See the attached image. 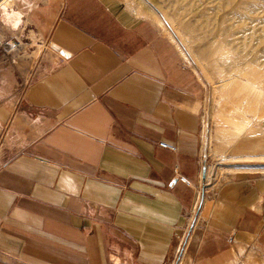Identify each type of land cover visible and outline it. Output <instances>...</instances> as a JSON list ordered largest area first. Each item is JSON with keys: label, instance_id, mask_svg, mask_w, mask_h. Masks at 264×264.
Instances as JSON below:
<instances>
[{"label": "crops", "instance_id": "1", "mask_svg": "<svg viewBox=\"0 0 264 264\" xmlns=\"http://www.w3.org/2000/svg\"><path fill=\"white\" fill-rule=\"evenodd\" d=\"M6 10L41 51L0 94V264H236L264 249V161L204 180L206 88L152 20L121 0ZM228 125L236 143L250 123Z\"/></svg>", "mask_w": 264, "mask_h": 264}, {"label": "rangeland", "instance_id": "2", "mask_svg": "<svg viewBox=\"0 0 264 264\" xmlns=\"http://www.w3.org/2000/svg\"><path fill=\"white\" fill-rule=\"evenodd\" d=\"M121 1L129 13L152 20L160 31L158 17L171 18L177 32L173 42L183 55L180 56L185 65L206 88L204 113L208 163L204 170H209L207 180L218 182L237 171L247 170L233 166L264 161V156L242 158L264 153V143H257L259 139L264 142V0ZM11 14L0 7V37H4V46L0 47V94L9 89L11 80L20 83L24 78L27 81L29 70L39 56L35 52L32 54L26 40L19 39L20 32L7 27L5 19ZM12 16L17 17L19 24L20 15ZM8 32L11 37H18L20 44L7 39ZM10 41L15 47L20 45L17 48L20 54L8 49ZM201 66L213 79V85H209L202 75ZM246 121L250 125L239 140L236 143L229 141L226 137L230 131L228 123ZM217 145L222 156L215 154ZM252 170L264 173V168ZM217 171H221L218 176ZM260 209L264 219V197ZM238 253L240 259L236 264H249L250 261L264 264V249H249L243 253L239 249Z\"/></svg>", "mask_w": 264, "mask_h": 264}, {"label": "bare ground", "instance_id": "3", "mask_svg": "<svg viewBox=\"0 0 264 264\" xmlns=\"http://www.w3.org/2000/svg\"><path fill=\"white\" fill-rule=\"evenodd\" d=\"M12 1L13 0H1L0 7L6 9V8H8V7H10L12 5ZM152 15H154V14H152ZM170 19L171 18H168V16L167 17L164 16L161 19H160V17H158L159 25L161 26V31L164 34H167L173 41H175V38H177V35H176L177 32H176V29L174 27L175 24ZM3 40H4V37L1 36L0 37V46H4V41ZM34 44H35V41H34ZM8 48H12V50H17V48L14 47L13 44H11V46L8 47ZM12 50H7V52H10ZM40 51H41V47H37V50H36V52L34 54H39ZM201 73H202V75L205 78H207V80L209 81V83L211 85H213V79L208 75L207 71L202 66H201ZM203 178H204V180H206V178H207L206 170H204V176H203ZM249 264H257V262L256 261H250Z\"/></svg>", "mask_w": 264, "mask_h": 264}, {"label": "built area", "instance_id": "4", "mask_svg": "<svg viewBox=\"0 0 264 264\" xmlns=\"http://www.w3.org/2000/svg\"><path fill=\"white\" fill-rule=\"evenodd\" d=\"M2 47V46H0ZM159 147H161L162 149H166V150H169V151H175V148L172 147V146H169L168 144L162 142V143H159ZM179 180L182 182V183H186V180L183 178V177H179Z\"/></svg>", "mask_w": 264, "mask_h": 264}, {"label": "water", "instance_id": "5", "mask_svg": "<svg viewBox=\"0 0 264 264\" xmlns=\"http://www.w3.org/2000/svg\"><path fill=\"white\" fill-rule=\"evenodd\" d=\"M51 47L54 48V49H57V47H56L54 44H52ZM62 53H63V52L61 51V54H62ZM203 176H204V170H203Z\"/></svg>", "mask_w": 264, "mask_h": 264}]
</instances>
